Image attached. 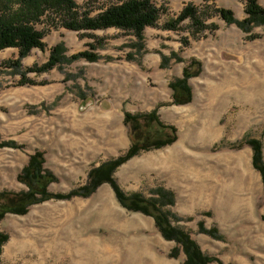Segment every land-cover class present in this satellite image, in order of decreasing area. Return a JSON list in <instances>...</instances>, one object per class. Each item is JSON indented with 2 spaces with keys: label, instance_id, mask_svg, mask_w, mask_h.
<instances>
[{
  "label": "rangeland",
  "instance_id": "rangeland-1",
  "mask_svg": "<svg viewBox=\"0 0 264 264\" xmlns=\"http://www.w3.org/2000/svg\"><path fill=\"white\" fill-rule=\"evenodd\" d=\"M74 1L94 16L119 0ZM247 1L152 0L164 13L141 41L114 28L58 27L46 33L42 50L19 60L17 49L1 50L0 192L27 191L18 176L39 153L55 178L48 192L67 196L129 149L126 114L154 112L175 129V141L116 167L111 177L119 190L147 200H156L157 190L169 194L161 207L169 224L187 233L210 264H264V183L249 144H260L264 167V25L244 30L214 12L229 11L242 22ZM255 2L264 10V0ZM189 4L204 28L184 20L165 29ZM52 51L57 62L38 72ZM139 122L141 138L169 133ZM0 232L8 237L1 264L185 261L154 219L124 208L108 183L88 196L51 198L25 215L6 214Z\"/></svg>",
  "mask_w": 264,
  "mask_h": 264
},
{
  "label": "trees",
  "instance_id": "trees-1",
  "mask_svg": "<svg viewBox=\"0 0 264 264\" xmlns=\"http://www.w3.org/2000/svg\"><path fill=\"white\" fill-rule=\"evenodd\" d=\"M223 20L235 23L241 29L247 30L253 23L264 25V10L255 0H248L245 7L246 17L242 22L231 18V13L222 9H215ZM164 13L162 7H157L152 0H119L116 3L102 6L100 11L92 16L89 9L81 11V7L74 0H0V51L14 48L18 51V60L25 57L32 49L42 50V39L50 29L64 28L73 32L99 31L110 28L131 33L141 41L146 28L154 27L160 16ZM199 12L196 7L186 5L171 22L166 23L165 29L173 30L176 25L184 20H189L200 30L204 25L200 22ZM200 22V23H199ZM42 26V29L39 27ZM56 51H52L48 63L38 68V72L51 68L56 62ZM80 57L94 61L91 54H80ZM1 66V65H0ZM18 67V63L13 62ZM140 120L145 124H156L161 131L169 133L159 138L147 139L139 137ZM125 125L130 126L133 142L126 153L117 160L93 169L88 176L87 184L72 191L67 196L52 195L47 187L55 181L54 176L43 169V158L39 153L30 156L28 164L22 169L18 180L25 185L27 191L12 193L0 192V221L6 214L25 215L30 206L41 203L51 198L68 199L70 197L88 196L103 183L112 186L116 199L127 210L140 212L151 216L161 236L167 241H173L185 255L183 264H210L214 260L203 255L189 235L182 230L173 228L169 224L168 214L161 207L169 203V194L162 190L156 191V200H147L140 195L126 196L114 183L111 175L113 170L128 159L140 152L156 150L171 145L175 141V129L163 125L154 112L124 117ZM253 149V166L260 173L264 183V167L260 156V144L249 142ZM7 235L0 232V252L2 245L7 241ZM174 256H176L174 254ZM1 264V263H0Z\"/></svg>",
  "mask_w": 264,
  "mask_h": 264
}]
</instances>
